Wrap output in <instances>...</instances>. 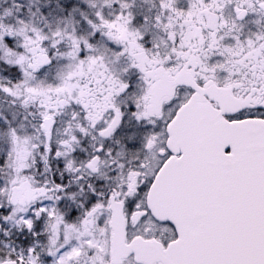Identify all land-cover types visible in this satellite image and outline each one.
I'll list each match as a JSON object with an SVG mask.
<instances>
[{
    "label": "snow or ice",
    "instance_id": "1",
    "mask_svg": "<svg viewBox=\"0 0 264 264\" xmlns=\"http://www.w3.org/2000/svg\"><path fill=\"white\" fill-rule=\"evenodd\" d=\"M0 264H264V0H0Z\"/></svg>",
    "mask_w": 264,
    "mask_h": 264
}]
</instances>
